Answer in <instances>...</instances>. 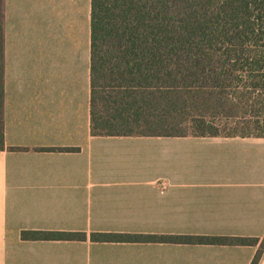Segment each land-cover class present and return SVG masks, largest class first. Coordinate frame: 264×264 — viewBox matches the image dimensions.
<instances>
[{"label": "crops", "instance_id": "1", "mask_svg": "<svg viewBox=\"0 0 264 264\" xmlns=\"http://www.w3.org/2000/svg\"><path fill=\"white\" fill-rule=\"evenodd\" d=\"M91 52L92 0H5L0 264H252L260 245L91 239H264V137L93 136Z\"/></svg>", "mask_w": 264, "mask_h": 264}, {"label": "trees", "instance_id": "2", "mask_svg": "<svg viewBox=\"0 0 264 264\" xmlns=\"http://www.w3.org/2000/svg\"><path fill=\"white\" fill-rule=\"evenodd\" d=\"M91 54L93 136L264 137V0H92ZM4 107L0 0L2 149ZM21 237L85 241L89 235L24 230ZM91 239L260 245L252 264L264 252L257 237L95 232Z\"/></svg>", "mask_w": 264, "mask_h": 264}]
</instances>
